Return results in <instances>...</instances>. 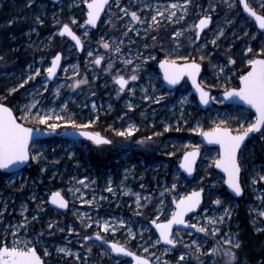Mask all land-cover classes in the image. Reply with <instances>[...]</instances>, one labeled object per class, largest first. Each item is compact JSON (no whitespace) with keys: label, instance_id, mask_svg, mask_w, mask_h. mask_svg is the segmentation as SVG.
I'll return each mask as SVG.
<instances>
[{"label":"rangeland","instance_id":"374dc122","mask_svg":"<svg viewBox=\"0 0 264 264\" xmlns=\"http://www.w3.org/2000/svg\"><path fill=\"white\" fill-rule=\"evenodd\" d=\"M173 3L186 7L187 14L178 8L169 19ZM261 3L264 0H249L250 6L264 15ZM11 8L17 10L16 16H10ZM87 11L85 0H0V48L4 49L0 53V102L13 107L25 124L43 128L48 124H58L59 129L94 127L98 117H109L115 141L110 149L72 140L36 141L31 155H41L25 170L14 174L0 170V246H11L13 241L27 243L36 248L45 264H134L91 239L99 232L107 240L149 257L153 264H178L182 254L185 260L180 264H226V250L235 253L234 264H264L261 255L254 262L245 249L251 231L256 236L253 245L264 251V180L260 179L264 175V133L254 135L239 156L248 227L240 219L241 202L228 192L225 176L215 169L220 149L198 137L222 121L221 126L238 133L243 131L241 125L246 128L255 119L251 109L227 104L218 94L240 86V77L251 67L248 61L264 56L260 51L264 48V32L244 14L239 0H192L190 5L184 0H113L94 29L83 26ZM157 11L163 15H157ZM131 12H136L140 20H132ZM154 15L157 24L152 22ZM203 15L213 17L214 22L197 39L193 25ZM20 22L26 26L19 33L23 41L7 47L17 37L9 34L7 41L4 33ZM65 23L81 37L82 51L69 37L59 36ZM41 27L47 29L45 34ZM177 32L182 35L176 36ZM105 42L110 45L108 49L103 47ZM17 51L23 52L20 58L25 57L24 64L14 56ZM58 52L64 54L60 74L53 81L43 80ZM98 57H103L99 65L94 63ZM163 58L204 64L201 83L212 91L213 106L203 110L187 81L176 90L165 87L158 68ZM109 65L111 69L106 71ZM36 69L40 74L28 80ZM118 75H136L138 79L131 80L121 92ZM84 79L87 83L75 86L76 80ZM13 88L16 91H11ZM34 100L39 103L23 111L24 105ZM45 114L62 119L53 118L44 124L39 116ZM130 126L131 134H118ZM143 129L150 133L142 134ZM196 147L202 154L197 174L190 179L179 162L186 150ZM110 150L117 155L115 164L96 166L92 162V151L100 155ZM198 188L205 193L203 205L188 216L197 227L176 229L173 234L179 242L174 246L156 244L159 235L152 221L170 218L176 210L174 201ZM58 191L70 201L67 211L53 207L48 200ZM217 199L219 205L214 203ZM207 217H223V221L212 225ZM97 221L100 225L107 221L116 231L105 232ZM199 226L209 231L201 233ZM214 227L219 231L212 235ZM230 238L232 244L225 243ZM236 240L240 241L239 248L233 246ZM59 248L72 254L58 252ZM213 248L219 252H212Z\"/></svg>","mask_w":264,"mask_h":264},{"label":"snow or ice","instance_id":"6c2138e0","mask_svg":"<svg viewBox=\"0 0 264 264\" xmlns=\"http://www.w3.org/2000/svg\"><path fill=\"white\" fill-rule=\"evenodd\" d=\"M243 3V8L247 11L252 17H254L255 22L258 23L260 29H264V15L258 14L247 2V0H241ZM87 4V20L86 24L88 25H96L97 21L100 18L101 13L104 11L105 6L109 3V0H85ZM192 0H184L185 5H190ZM231 7V5H229ZM260 7L264 9V3H261ZM182 9V11L187 14V8L181 4L173 3L171 5L169 19H172L176 15L175 9ZM131 18L134 21H139L140 17L136 12H131ZM157 15L162 16L163 13L157 11ZM184 17L181 16L180 19ZM153 24H157L158 21L156 19V15L152 16ZM39 20V17H37ZM43 23L42 20L39 21ZM75 23V21H73ZM211 23V16H204L199 20L198 24L193 25V27L197 31V39H199L198 33L203 31L209 24ZM151 27V25H150ZM59 35L64 36L67 35L71 37L72 40L75 41L76 46L83 49L84 44L81 40V37L78 36L75 32L72 31V28L69 24L65 23L59 30ZM87 36V33H84ZM176 36L182 35V32H177ZM219 35H223V31H220ZM215 43V40L212 41ZM105 49H108L110 45L105 42L103 44ZM116 51H120L119 48ZM249 52L252 51L251 48L248 49ZM261 53L264 54V48H261ZM89 56L92 55L91 52L88 53ZM103 57H98L95 59L94 63L99 65ZM185 59V58H181ZM61 55L57 54L51 62V66L46 69V75L48 77H54L56 75L57 69L60 67ZM130 63V61H128ZM229 63H234V61H229ZM251 66V70L247 72L246 75L240 77V81L242 82V87L233 88L230 91H225V97H239L242 101H244L247 105H249L252 109H255V119L247 124V127L244 128L243 131L238 132L237 134H233L232 130L227 127H222L221 125L224 123L216 125L213 129L208 132H204L203 135L206 136L210 143H217L221 147V155L220 158L214 161L217 168L223 170L227 175L226 183L228 187L232 190L236 195H242L243 187L240 182V174H241V164L239 162L238 153L241 150V146L244 143L245 139L249 137L251 133H264V59H250L248 61ZM160 66L164 69V78L170 84H177L180 79L185 75H189L192 78L193 83H196V77L200 71V64L196 62L185 63V64H177L175 60L165 59L161 62ZM139 67V65H137ZM111 69V65H109L106 71ZM40 70L36 69L34 75H30L28 80L34 79V76L39 75ZM131 80L135 81L138 79L136 75H132L130 77ZM25 80V83L28 82ZM117 83L120 85V91H124L125 86L128 84V79H125L124 76L116 77ZM87 83V80H76L75 86H79L80 84ZM21 87L23 85H20ZM197 89L200 92V100L204 104H208L209 102V94L204 91L203 88L200 87L199 84H196ZM47 90V89H45ZM11 91H16L13 88ZM134 91V90H133ZM57 94H59V88L56 89ZM146 99L148 97H145ZM38 101H33L30 104L24 105L23 111L28 112L31 108H34ZM131 107V105H129ZM39 115V114H38ZM60 120L62 117L56 115L55 117L49 116L48 114L39 116V119L42 123L48 124L50 119ZM73 126L75 122L73 121ZM50 129H55L59 127L58 124H48ZM133 131V127L130 126L126 132H120L119 135H127L131 134ZM83 135L88 136L90 139L94 140L96 144L110 143V141L105 140L100 137L99 134H93L85 132ZM33 141V129L30 127H25L24 124L18 122V118L13 114V110L3 103H0V169H8L9 167H14L17 164H21L29 161L30 159H38L40 157V153H36L34 156L30 154L29 144ZM199 155L198 150H194L192 152L185 153L184 160L182 162V167L189 173L193 171L195 157ZM86 179V178H85ZM260 179L264 180V175H260ZM83 184V181H80ZM87 187V185H84ZM175 187V185H173ZM108 191L111 192L112 188L109 187ZM193 192L189 196L184 197L179 200L176 205V210L171 214V218L166 220L163 223H157L155 220L152 221L155 224L156 228L159 230V237L156 240V244H160L164 242L168 245H176L179 240L173 234V225H185L187 221L185 220V215L195 208H197L200 204L201 193ZM52 204L57 205L59 208H67L68 201L64 199L59 192L53 193L51 197ZM86 203H92V201H85ZM215 204H220L221 201L217 199ZM137 204L139 205V197H137ZM225 214H228L227 209L225 210ZM264 215V213H261ZM208 221L212 225H216L219 222L223 221V217H219L218 219L207 217ZM98 226H102L105 232L111 231L115 232L116 228L110 225L107 221L103 222L100 225V222H96ZM121 225H123V221H119ZM23 226V225H21ZM85 226H90L86 224ZM49 228L52 227V224L49 223ZM189 227L196 228V225H189ZM197 230L201 233H207L209 230L205 226H199ZM219 231V228H213L212 235H215L216 232ZM97 239H103L99 232L96 233ZM85 239H90V237H85ZM195 243V241H193ZM225 243L232 244V239H228ZM235 248L240 247V241L236 240L233 245ZM190 247V246H186ZM111 251L113 253L124 254L127 256H135L134 253L129 251L124 245L118 243H111ZM147 252V248L144 249ZM197 251H199V246H197ZM58 252H68L69 255L72 253L65 248H59ZM212 252L217 253L219 249L213 248ZM48 253L45 252V255ZM227 256L226 264H234L236 261V255L231 250H226L224 253ZM154 255V254H153ZM77 259L79 256L77 255ZM136 264H151V261L148 258L135 256ZM185 260V256L182 254L179 257L178 264L181 261ZM0 264H44V260L37 253L35 247H29L27 243L13 241L12 245L9 246L7 243H3L0 246Z\"/></svg>","mask_w":264,"mask_h":264},{"label":"water","instance_id":"95a60500","mask_svg":"<svg viewBox=\"0 0 264 264\" xmlns=\"http://www.w3.org/2000/svg\"><path fill=\"white\" fill-rule=\"evenodd\" d=\"M55 3H59V2H61V0H53ZM90 2V1H89ZM111 2H112V0H109V3L105 6V8H104V11L101 13V15H100V18H99V20L97 21V24L96 25H94V26H92V25H88V24H86V21L84 22V24H83V26H90L91 28H97L98 27V25H99V23H100V21H101V19L103 18V16H104V13H105V10L111 5ZM240 2H241V0H240ZM247 2H248V4H249V1L247 0ZM250 5V4H249ZM86 6H87V4H86ZM241 6H242V9L244 10V8H243V3L241 2ZM88 9V8H87ZM258 14H261V15H263L262 13H260L256 8H253ZM244 13H245V15L248 17V18H250V19H252V20H254L255 21V19H254V17H252L247 11H245L244 10ZM87 16V15H86ZM204 16H206V15H203V16H201V18H203ZM200 18V19H201ZM199 19V20H200ZM213 17H211V23L203 30V31H200L199 33H198V35H199V39L202 37V34L204 33V31L206 30V29H210L211 28V26H212V24H213ZM198 23H199V21H198ZM256 24H257V26L259 27V25H258V23L256 22ZM63 26V25H62ZM71 27V26H70ZM72 28V27H71ZM260 29V28H259ZM260 30H262L263 32H264V29H260ZM72 31L73 32H75L77 35H78V33L74 30V28H72ZM60 37H62L61 35H59ZM64 36H67V35H64ZM79 36V35H78ZM68 37V36H67ZM70 39H71V37H69ZM72 40V39H71ZM72 41H74V40H72ZM75 42V41H74ZM77 48L79 49V51H82L83 49H81V48H79L78 46H77ZM57 54H60L61 55V61H60V67L57 69V72H56V75L54 76V77H48L47 75L43 78V80H49V81H53L59 74H60V69L62 68V65H63V53L62 52H59V53H57ZM56 54V55H57ZM255 59H264V56H256V58ZM163 60H165V58H163V59H161L160 60V62L158 63V66H159V71H161V73H162V75H163V77H164V69L160 66V64H161V62L163 61ZM196 62V63H198V64H200V71H199V73H198V75H197V77H196V83H193V81H192V78L189 76V75H187L186 73H185V75L180 79V81L177 83V84H170L165 78H164V83H165V87H167L170 91H172V90H175V89H177V88H179V86L180 85H182V83L185 81V80H187L188 81V83H189V85L191 86V89H192V93L198 98V102H199V105H200V107H202V109L203 110H205V109H208V108H210L213 104H214V100H213V94H212V91L211 90H209V89H207L205 86H203L202 85V83H201V77H202V73H203V71H204V64H201V63H199L198 61H196V60H192V61H182V63L181 62H177L176 61V63L177 64H185V63H192V62ZM251 70V67H250V69L248 70V71H250ZM247 71V72H248ZM247 72H246V74H247ZM246 74H244V75H246ZM126 79V78H125ZM129 82V81H128ZM196 84H199L200 85V87L201 88H203L204 89V91H206L208 94H209V102H208V104H204L201 100H200V92H199V90L197 89V87H196ZM239 84H240V86H238V87H232V88H229V89H227L226 91H230L231 89H233V88H240V87H242V82L240 81V79H239ZM127 86V85H126ZM125 86V87H126ZM224 93H225V91L224 92H220L219 94H218V96H220L223 100H225V102L227 103V104H233V105H239V106H244V107H246L247 109L249 108V109H251L254 113H255V109H252L249 105H247L244 101H242L239 97H225V95H224ZM0 103H3L4 105H6L7 107H9V108H11L12 110H13V114L18 118V116L15 114V111H14V109H13V107H11L10 105H7L6 103H4V102H0ZM256 115V114H255ZM18 122L19 123H22V124H24V126L25 127H30V128H32L33 129V141L32 142H30V144H29V151H30V154H31V149H32V146L34 145V143H35V141H38V140H43V139H45V138H48V137H52V136H56V135H65L66 137H68L69 139H71V140H77V139H79V138H88V136H85V135H83V133H85V132H88V133H93V134H99V136L100 137H102V138H104L105 140H107V141H109V139H107L102 133H100V132H95V131H92V130H86V129H80V128H77V129H74V128H67L66 130H64V131H58L57 129H50V128H48V127H45V128H42V127H37V126H30V125H27V124H25L24 122H22V121H20L19 120V118H18ZM222 127H225V126H222ZM227 128H229L228 126H227ZM229 129H231V128H229ZM211 129H207L206 131H203V132H201L200 134H199V139L200 140H202L203 142H205V144L206 145H208V146H210V147H218L219 149H220V155H221V147H220V145L219 144H217V143H210L209 142V140H208V138L206 137V136H204L203 135V133L204 132H208V131H210ZM232 130V129H231ZM232 132H233V134H237V133H235L233 130H232ZM253 134H255V133H251L250 135H249V137H247L246 139H245V141H244V143L242 144V146H241V150L243 149V147L249 142V140L252 138V136H253ZM92 140V139H91ZM93 142H94V140H92ZM194 150H198V152H199V155L198 156H196L195 157V163H194V167H193V171L191 172V173H189V172H187L183 167H182V162H183V160H184V155L182 156V158H181V160H180V162H179V167H180V169H181V171L184 173V174H186L187 176H188V178H190V179H193L195 176H196V170H197V166H198V163H199V159H200V156H201V153H202V150L199 148V147H196V148H192V149H188V150H186V152L185 153H188V152H192V151H194ZM241 150H240V152H241ZM240 152L238 153V158H239V155H240ZM219 158H220V156H219ZM218 158V159H219ZM31 161H32V159H30L29 161H27V162H24V163H21V164H17L16 166H14V167H9L8 169H0L2 172H7V173H11V174H14V172H18V171H22V170H24L25 169V167H27V166H29V164L31 163ZM239 162H240V159H239ZM241 164V163H240ZM215 169L217 170V171H220L224 176H225V181L227 180V175H226V173H224L223 172V170L222 169H220V168H217L216 167V165H215ZM242 169V168H241ZM241 177H242V170H241V174H240V182H241V185H242V187H243V193H242V195H236L235 193H233L232 192V190L228 187V185H227V183H226V187H227V190H228V192H231L232 194H233V196L234 197H236V198H241V196H243L244 194H245V191H244V186H243V183H242V181H241ZM201 189L202 188H198V189H196V190H193V191H191L190 193H188V195L187 196H189L191 193H193V192H200L201 191ZM59 192V191H58ZM53 193H57V192H53ZM53 193H52V195H53ZM60 193V195L64 198V199H66L65 198V196L61 193V192H59ZM52 195L49 197V201H50V203H51V205L53 206V207H55V208H57V209H62V210H67L68 208H69V205H70V202H69V200L68 199H66L67 201H68V207L67 208H59L57 205H55V204H52V202H51V197H52ZM186 196V197H187ZM182 198H184V197H182ZM182 198H180V199H182ZM204 198H205V193H204V190H203V192L201 193V200H200V204H199V206L197 207V208H195L193 211H191V212H189V213H187L186 215H185V220L187 221V224H185V225H173V233H174V231L176 230V229H178V228H185V229H189V228H193V227H189V225H193L192 223H190L189 221H188V216L190 215V214H192V213H195V212H198L200 209H201V207H202V203L204 202ZM180 199H178L177 201H174V205H175V208H176V205H177V203L179 202V200ZM171 218V217H170ZM170 218H168V219H170ZM167 219V220H168ZM166 221V220H165ZM165 221H157L156 220V222L157 223H163V222H165ZM152 227L153 228H155V230H156V232L158 233V235H159V230L156 228V226H155V224H153L152 223ZM91 239L93 240V239H96V240H98V241H100V242H102V243H104V244H106L108 247H110L111 248V243H113L112 241H110V240H107V239H97V236H96V234H94V235H92V237H91ZM115 243H118V242H116V241H114ZM164 245H167L168 246V244H166V243H164V242H162ZM118 244H121V243H118ZM122 245V244H121ZM126 247V246H125ZM127 248V247H126ZM129 251H131L132 253H134L135 254V256H140V257H144V258H148L150 261H151V264H153V261L149 258V257H145V256H143V255H141V254H139V253H137V252H135V251H133V250H130L129 248H127ZM40 255V254H39ZM114 255H117V256H122V257H129L130 259H132V261H134V264H136V260H135V256H127V255H124V254H118V253H114ZM41 256V255H40ZM41 258H42V256H41ZM43 259V258H42ZM44 264H45V262H44Z\"/></svg>","mask_w":264,"mask_h":264},{"label":"flooded vegetation","instance_id":"af4514ba","mask_svg":"<svg viewBox=\"0 0 264 264\" xmlns=\"http://www.w3.org/2000/svg\"><path fill=\"white\" fill-rule=\"evenodd\" d=\"M240 1V0H239ZM249 1V0H248ZM240 5H241V2H240ZM6 8H7V6H6ZM241 8H242V6H241ZM7 10V9H6ZM244 11V10H243ZM245 14V13H244ZM17 14H13V15H10V16H16ZM6 17V16H5ZM25 25L23 24V22H20L19 23V25H17V27L15 28V26L14 27H8V29H7V31L4 33V36L5 37H7V41H8V36H9V34H16V37H17V40L16 41H13V42H11V43H9L8 44V46L7 47H16V45H19L20 43H21V41H23V39H24V37L23 36H19V33H23L24 31H25ZM3 48H0V53L1 52H3ZM23 52L22 51H17V52H14V56H16V58H18L19 59V62H21L22 64H24V59H25V57H21L20 58V55L22 54ZM59 53V52H58ZM51 66V65H50ZM158 68H159V66H158ZM46 76V75H45ZM44 76V77H45ZM118 76H123V75H118ZM43 77V78H44ZM126 78V77H125ZM126 79H128V84H127V86H129V84H130V82H131V79L130 78H126ZM117 82V81H116ZM239 83V82H238ZM118 84V83H117ZM126 86V87H127ZM110 121H111V118H110ZM109 121V123L108 124H106V123H104V122H102V119H100V117H98V121L96 122V123H98L97 124V126H94V127H86V128H81V127H78V128H80V129H86V130H92V131H95V132H100V133H102L107 139H109V141H110V143H103V144H96L95 142H93L89 137L88 138H79L78 139V141H81V142H85L86 144L85 145H89L88 144V142H90V143H92V144H94L95 146H97V147H99V146H103L104 148H107V149H110L111 147H114V145H115V141H114V139H113V136H112V133L110 132V130H109V125L111 124V122ZM67 128H73V127H66V129ZM66 129H59V128H57V130L58 131H64V130H66ZM75 129V128H74ZM235 132V131H234ZM235 133H237V132H235ZM257 133H255V134H253V136L254 135H256ZM253 136H252V138H253ZM56 137L57 138H59L60 139V141H67L68 140V137H66L65 135H56ZM56 137H54V138H56ZM199 137V136H198ZM78 141H76V142H78ZM249 143V142H248ZM247 143V144H248ZM247 144L245 145V147L247 146ZM242 151H244V147H243V149H242ZM241 151V152H242ZM110 152H115L114 150H110ZM100 235H102V234H100ZM103 237H104V235H102ZM105 238V237H104Z\"/></svg>","mask_w":264,"mask_h":264},{"label":"trees","instance_id":"16d2710c","mask_svg":"<svg viewBox=\"0 0 264 264\" xmlns=\"http://www.w3.org/2000/svg\"><path fill=\"white\" fill-rule=\"evenodd\" d=\"M6 3V2H5ZM5 9H7L6 8V6H5ZM11 10V15H13V14H15V12L17 11V10H15V9H13V8H11L10 9ZM42 28V34H45L46 32H47V29H45V28H43V27H41ZM109 121H110V118L109 117H106V118H103L102 119V122H104V123H106V124H108L109 123ZM30 125V124H29ZM32 125V124H31ZM34 125H36V124H34ZM34 125H32V126H34ZM150 132H147V131H145L144 129L142 130V134H149ZM171 135H178V136H181V137H183V135L184 134H179V133H172ZM196 136V135H195ZM47 141L49 140V141H52V142H56V141H58V140H60L59 138H53V137H51V138H47L46 139ZM95 152L94 151H92L90 154L92 155V162L96 165V166H100V164H103V165H113V164H115L116 163V154L115 153H112V152H108V153H104V154H94ZM262 157V156H261ZM263 158V157H262ZM263 160H264V158H263ZM116 166V165H115ZM5 173V172H4ZM239 202H241V207H240V209H239V213H240V219H241V221H242V224H244V225H246V227H248V225H249V223H248V220L250 219V217H249V215H248V213H246V209H245V200L246 199H244L243 197H241V198H238L237 199ZM248 230V229H247ZM249 231V230H248ZM248 234H250L251 235V238H249V239H247L248 240V242L246 243V250L248 251V253H249V255L248 256H250L251 257V259L255 262V260L261 255L262 256V258L264 259V251H258L257 250V244H254L253 245V239H255L254 237H256V236H254V234H252L251 233V231H249L248 232ZM261 235H259L258 234V238L260 237Z\"/></svg>","mask_w":264,"mask_h":264}]
</instances>
